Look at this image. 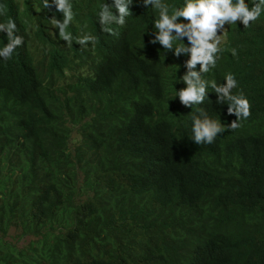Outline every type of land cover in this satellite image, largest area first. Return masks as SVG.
Masks as SVG:
<instances>
[{
	"label": "trees",
	"instance_id": "obj_1",
	"mask_svg": "<svg viewBox=\"0 0 264 264\" xmlns=\"http://www.w3.org/2000/svg\"><path fill=\"white\" fill-rule=\"evenodd\" d=\"M71 3L69 44L42 0H0L24 40L0 58V264H264V12L233 24L204 74L235 72L251 116L198 145L200 109L236 117L211 87L202 105L179 103L187 57L149 43L158 10L133 0L110 35L98 13L111 0ZM86 34L97 40L82 48Z\"/></svg>",
	"mask_w": 264,
	"mask_h": 264
},
{
	"label": "clouds",
	"instance_id": "obj_2",
	"mask_svg": "<svg viewBox=\"0 0 264 264\" xmlns=\"http://www.w3.org/2000/svg\"><path fill=\"white\" fill-rule=\"evenodd\" d=\"M42 5L47 10L54 8L55 13L62 14V20L57 19L55 13L49 20L58 29L59 37L71 44L73 36L67 31L75 16L71 0H42ZM132 5L133 0L103 3L98 13L101 30L116 35L111 25L123 26L126 18L133 15L130 11ZM142 6L158 10V18L154 21L156 31L152 32L154 38L149 43L159 44L164 54L171 52L176 58L187 57L183 64L185 72L179 78L182 83L175 90L179 103L185 108L202 105L208 100V88L211 87L217 97L216 103L227 102V114L236 117L225 124L200 109L199 116H193L192 140L198 145L212 144L226 131L240 128L241 121L251 116L252 105L242 92L233 94V89L238 86L235 72L226 73L217 80L204 77V74L214 69L222 58L231 29L237 23L246 29L257 21L264 12V0H258L251 6L246 0H184L182 6L171 9L163 0H142ZM2 13L3 6L0 5ZM17 32L14 19L9 18L6 23H0V33L7 37V43L0 48V58L5 61L24 43L23 37ZM96 40V36L86 34L77 37L75 42L83 48L89 43L95 44ZM231 55H237L236 49H231Z\"/></svg>",
	"mask_w": 264,
	"mask_h": 264
},
{
	"label": "rangeland",
	"instance_id": "obj_3",
	"mask_svg": "<svg viewBox=\"0 0 264 264\" xmlns=\"http://www.w3.org/2000/svg\"><path fill=\"white\" fill-rule=\"evenodd\" d=\"M14 237H16V234L14 233V229H11L9 232V236H7V239L14 241ZM30 240V238H26L24 240H19L18 241V246H23L27 244V242Z\"/></svg>",
	"mask_w": 264,
	"mask_h": 264
}]
</instances>
